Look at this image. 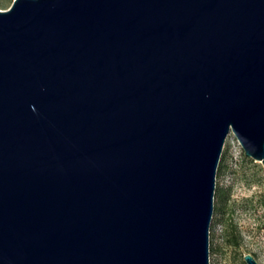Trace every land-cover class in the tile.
I'll return each mask as SVG.
<instances>
[{"label":"water","instance_id":"water-1","mask_svg":"<svg viewBox=\"0 0 264 264\" xmlns=\"http://www.w3.org/2000/svg\"><path fill=\"white\" fill-rule=\"evenodd\" d=\"M229 132L264 169V0H12L0 264H208Z\"/></svg>","mask_w":264,"mask_h":264},{"label":"rangeland","instance_id":"rangeland-1","mask_svg":"<svg viewBox=\"0 0 264 264\" xmlns=\"http://www.w3.org/2000/svg\"><path fill=\"white\" fill-rule=\"evenodd\" d=\"M11 2L0 0V8ZM244 253L264 264V169L229 132L215 171L208 264H246Z\"/></svg>","mask_w":264,"mask_h":264}]
</instances>
